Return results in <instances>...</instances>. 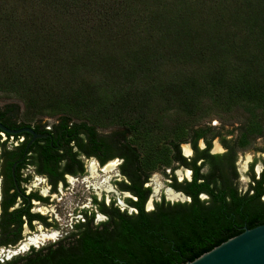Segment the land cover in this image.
I'll use <instances>...</instances> for the list:
<instances>
[{
    "label": "trees",
    "instance_id": "1",
    "mask_svg": "<svg viewBox=\"0 0 264 264\" xmlns=\"http://www.w3.org/2000/svg\"><path fill=\"white\" fill-rule=\"evenodd\" d=\"M0 98L14 101L0 108L4 124L52 119L51 137L22 160L51 192L64 175L83 174L81 156L100 166L118 159L113 185L131 209L93 196L94 210L79 211L68 233L0 264H184L264 223V164L257 177L249 165L243 192L234 164L264 127V0H0ZM232 111L243 125L237 139L221 138L223 152L210 153L218 134L189 126ZM21 151L4 160L3 197L12 189L0 201L4 248L21 240L23 224L52 226L14 188L10 166ZM172 163L189 171L176 180L171 167L168 185L187 200L161 196L146 210L149 174ZM94 212L104 219L94 222Z\"/></svg>",
    "mask_w": 264,
    "mask_h": 264
},
{
    "label": "rangeland",
    "instance_id": "2",
    "mask_svg": "<svg viewBox=\"0 0 264 264\" xmlns=\"http://www.w3.org/2000/svg\"><path fill=\"white\" fill-rule=\"evenodd\" d=\"M14 102L9 98H0V108L9 103ZM19 108L20 105L18 104ZM47 121L48 125L52 122L50 118H41V121ZM241 116L232 111L227 114H213L209 112L207 115L199 119L195 124L189 126V129L197 128L203 130L207 137L209 134H218L210 141V153L223 152V146L220 145V139L225 138L228 141H233L242 129ZM263 127V126H262ZM250 144L236 149L235 169L237 172V178L235 184L237 189L244 190L248 184V165L254 161L253 173L255 174L260 167V161L264 158V127L260 134L249 137ZM198 146L202 147L201 140L198 141ZM187 143L180 144V151L182 155L189 156L184 153ZM83 163L84 172L81 175H64L65 184H57L55 193L48 194V187L44 178L38 176L32 172V167L25 168L22 173L29 175V181L24 185L26 191L37 190L38 193L48 194L49 204L44 206L33 203L32 211H38L40 214L46 216L47 221L52 224L50 227L44 228L41 224L33 223L31 230L24 228L22 231L21 240L15 247L4 248L0 247V262L5 259H9L14 255L22 254L28 251L30 248H38L48 243H52L61 236L68 233L71 229V225L77 219H79L81 210H94V206L91 204V198L94 196L96 200L103 199L104 203H107L110 199L115 201V204L120 209L125 208L127 212L131 209L126 208L122 202V198L128 196L127 193H121L116 190L113 185L114 181L121 179L118 173L117 166L120 162L118 159H112L103 164L102 166L93 158L80 157ZM175 167L172 171L176 180H181L189 177V171L187 169L176 167V164L172 163L168 167H159L152 171L145 183V186L150 188V195L145 203V209L150 210L153 206V202L158 201L162 196L164 200L169 202H182L187 200L180 192L174 191L169 187V175L171 173V167ZM206 167L202 168L205 171ZM170 191L174 198H170L167 194ZM177 193V194H175ZM177 196V197H176ZM104 217L94 212V222L103 220ZM50 235L49 238H42L40 235ZM33 236H40L39 239L26 245L28 239Z\"/></svg>",
    "mask_w": 264,
    "mask_h": 264
},
{
    "label": "flooded vegetation",
    "instance_id": "3",
    "mask_svg": "<svg viewBox=\"0 0 264 264\" xmlns=\"http://www.w3.org/2000/svg\"><path fill=\"white\" fill-rule=\"evenodd\" d=\"M43 123H44V121H39L37 123V125H38L37 127H34L33 126L34 124H29V125H27V124H18L16 126H10L9 124H4V123H2L0 121V124L3 125L4 127L8 128V129H18V128H22V127H28L36 134H46V136H44V137L35 138L32 142H30L27 145V143L29 142V140L31 138V134H29L27 132H21V133H18V134H7V133H5V132L0 130V142L4 144V150H5V152L2 155H1V151H0V201H1V196L3 197L4 190L7 188L8 184H9V179L5 175V163H4V160H5V158L8 155H10V153H6V152L7 151H9V152H17L21 148L22 149L21 155L10 166L11 180H12V183L14 185V188H16L18 190V192H22L23 196L27 199L28 203L30 204V206L28 207L29 208L28 209L29 213H35V214H39L41 216H44V215L40 214L38 211H35V212L32 211L33 203L46 206V205L49 204V202H48V194H53L55 192H51V185H50L49 180H48L46 175H44V174L41 175V174L36 173L35 172V167L33 165H31V164L23 165L22 160H23L24 156H27V158H25L26 161L29 160L28 156L31 155V152L30 151L26 152L27 148L29 147V145H32L33 147H35V145L38 144L41 140H44L46 138L51 137V133L49 131V125L48 124H46V126L43 127V129L47 130V131H44V130L41 129L40 125H42ZM253 162H251L250 164H252ZM263 164H264V158L261 159V161H260L259 170L255 174L253 173L255 175V177H257L258 174L263 169ZM22 165H23V167H21ZM249 165H248V169H249ZM27 167H32V172L34 174L44 178L45 183H46V185L48 187V194L44 195L43 193L42 194L38 193L37 190H33V191L32 190H28V191H26L24 185L29 181L30 176L26 175V174H23L22 171L25 168H27ZM253 167H254V163L252 165V171H253ZM17 177L20 178V180L18 181V184L16 183V178ZM188 178H185V179H188ZM246 188H247V186H246ZM246 188L244 190H242V192L245 191ZM55 190H56V188H55ZM239 191H241V190H239ZM11 192H12V189H8L6 191V194H4V197L2 198V200H4L3 203L1 202L2 204L5 203V201L7 200V198L9 197ZM29 194H34L36 196L45 198L46 200L45 201H39V200L35 199L34 197L29 198L28 197ZM262 199H264V194L262 195ZM20 202H21L20 198H17L15 203L11 207L8 208V211L13 209V208L18 207ZM44 217L46 218V216H44ZM22 218H24V217H22ZM46 221H47V218H46ZM34 222L37 223V224H40L37 220H32L31 221L32 227H33V223ZM24 228L28 229L26 224L22 225L21 235H22V231H23Z\"/></svg>",
    "mask_w": 264,
    "mask_h": 264
},
{
    "label": "water",
    "instance_id": "4",
    "mask_svg": "<svg viewBox=\"0 0 264 264\" xmlns=\"http://www.w3.org/2000/svg\"><path fill=\"white\" fill-rule=\"evenodd\" d=\"M0 130L7 134L21 132L31 134L27 145L35 138L46 136V134H36L28 127L8 129L0 124ZM184 264H264V223L252 228L243 227L240 233Z\"/></svg>",
    "mask_w": 264,
    "mask_h": 264
},
{
    "label": "bare ground",
    "instance_id": "5",
    "mask_svg": "<svg viewBox=\"0 0 264 264\" xmlns=\"http://www.w3.org/2000/svg\"><path fill=\"white\" fill-rule=\"evenodd\" d=\"M184 153L185 154H188L189 153V150H188V147L187 146H185V148H184ZM169 196H170V198H174V196H173V194L170 192V191H168V193H167ZM175 194H177V193H175ZM177 197V196H176ZM42 238H50L51 236L50 235H44V234H42V235H40ZM40 236H33V237H30L29 239H28V242L26 243V245H28V244H31V242H33V241H35L36 239H39L40 238Z\"/></svg>",
    "mask_w": 264,
    "mask_h": 264
}]
</instances>
